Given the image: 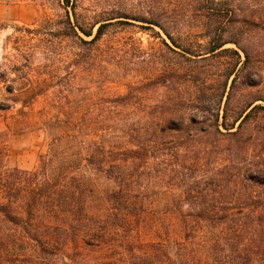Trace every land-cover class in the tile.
Listing matches in <instances>:
<instances>
[{"label":"rangeland","instance_id":"1","mask_svg":"<svg viewBox=\"0 0 264 264\" xmlns=\"http://www.w3.org/2000/svg\"><path fill=\"white\" fill-rule=\"evenodd\" d=\"M0 146L19 214L110 224L140 204L158 236L183 218L208 256L234 254L264 236L245 216L264 210V0H0ZM22 239L0 214V242L30 254Z\"/></svg>","mask_w":264,"mask_h":264},{"label":"trees","instance_id":"2","mask_svg":"<svg viewBox=\"0 0 264 264\" xmlns=\"http://www.w3.org/2000/svg\"><path fill=\"white\" fill-rule=\"evenodd\" d=\"M70 26L79 38V33L87 37L93 35L78 23L73 25L70 23ZM105 27L106 24L99 26L92 42L102 38ZM170 39L175 45L176 42ZM223 46L213 45L210 51L216 52ZM221 125L225 128L227 126L226 122ZM123 152L129 156L127 163L133 164L138 161L147 162L151 154L147 146ZM5 158L4 148L0 146V214L19 229L23 235L20 243L30 246L31 252L16 255L9 252L8 244L0 242V264H264L263 235L261 238H251L246 244H241L232 255L220 258L218 256L214 258L212 255V259L206 252V237L194 235L195 228L187 226L185 219H180L179 226L165 234V238L168 236V239H165L158 236V231L153 229L152 213L144 210V206L140 204L130 203L131 206L128 204L127 206L120 203L121 208L115 207L114 212L121 210L125 213L123 215L112 213L110 224L107 221L91 220L84 208L77 212L73 209L72 216L67 219L57 218L53 221L38 219L33 210L19 214L13 206L15 198L12 196L9 182L10 172L3 168ZM120 178L125 184H131L133 181L131 178L125 180L124 175ZM123 193L122 191L114 194L121 196ZM124 194L130 197L129 194ZM42 195L40 191L39 196ZM226 209L230 208L200 207L195 209L196 215L190 219L199 223H214L220 221L224 215L225 222L222 224L235 223L233 231L239 235L246 231L245 221L250 219L244 221H242L244 218L238 221L230 219L227 215H230L231 210ZM258 209L260 210L245 214L248 218H254L251 228L257 233L264 232L263 223L259 222L264 210L259 207ZM188 229L189 234L185 235Z\"/></svg>","mask_w":264,"mask_h":264}]
</instances>
